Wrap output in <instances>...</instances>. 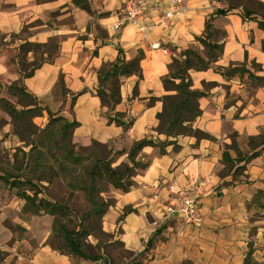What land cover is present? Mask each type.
Masks as SVG:
<instances>
[{
  "label": "crops",
  "instance_id": "0c3cea01",
  "mask_svg": "<svg viewBox=\"0 0 264 264\" xmlns=\"http://www.w3.org/2000/svg\"><path fill=\"white\" fill-rule=\"evenodd\" d=\"M36 1L20 0L0 14V31L16 34L20 21L25 25L38 21L28 29L34 38H65L60 51L68 59L38 70L25 85L34 94H45L60 76L68 82L75 96L74 136L105 146L98 157L105 161L111 182L100 195L113 204L102 217L101 233L90 235L92 252L84 251V257L61 254L46 243L53 223L45 216L18 222L26 232L15 246L0 241V250L4 245L5 251L0 264H243L248 253L256 263H264V86L253 85L247 75L230 79L221 75L243 66L264 78V32L258 23L243 21L240 9L227 12V0H182L185 10L170 19L162 22L150 14L148 23L154 29L142 39L131 26L113 31L121 16L120 0H86L88 10L81 9L78 0L41 5ZM147 1L175 10L173 0ZM257 1L264 5V0ZM208 22L221 33L218 40H211L222 45V54L208 70L187 73L192 90L204 94L198 101L201 115L192 128L206 137L180 136L169 146H146L129 160L136 143L166 140L156 132V116L162 111L161 99L174 93L163 80L181 52L193 50L205 59L196 39L204 38ZM139 53L144 56L141 79L132 75L120 80V103L112 113L125 122L132 120L126 131L108 123L107 109L96 96L97 74L118 60L130 62ZM108 153L115 155L113 161L105 160ZM203 179L201 222L185 227L167 210ZM51 181L57 196H68L60 180ZM74 198L82 206L86 196Z\"/></svg>",
  "mask_w": 264,
  "mask_h": 264
},
{
  "label": "rangeland",
  "instance_id": "374dc122",
  "mask_svg": "<svg viewBox=\"0 0 264 264\" xmlns=\"http://www.w3.org/2000/svg\"><path fill=\"white\" fill-rule=\"evenodd\" d=\"M19 1L0 0V14L10 10ZM52 1L54 0H37L36 3L41 5ZM78 2L81 9H89L86 0ZM234 3L254 9L242 0H235ZM39 23L34 21L25 25L20 21L16 34L0 31V176L5 175L4 179L8 180L4 182V179H0V241L8 247L15 246L16 241L20 242L24 237L26 227L17 225L18 222L30 223L32 219L45 216L50 217L52 223L54 220L50 215L34 213V208L26 201L18 202L17 189L9 188V176L19 182H29L31 185L23 183L20 189L31 190L29 194H36L38 199L63 202L73 211L66 219H70L71 228L79 225L81 216L89 209L86 199L81 206L80 200L74 197L76 194L85 196L79 188L87 184L92 167L97 168L96 186L99 192L107 190L111 182L105 161L98 157L105 153V146L94 142L86 143L74 136L72 107L75 96L68 88V82L63 83L60 76L45 94H34L26 88V82L38 70L56 65L60 58L68 59V55L63 56L60 51L65 38L56 37L43 41L34 38L35 35L28 31ZM212 33H216V40L220 38L219 30L211 28L208 34ZM29 39L31 41L27 42ZM72 63L77 66V62ZM108 86L109 84L105 88ZM105 156V160L113 161L115 158V155L109 153ZM52 179L62 182L68 192L67 197H59L54 193L56 190H51ZM69 188H74L75 191ZM12 200L14 203H11ZM101 220L91 217L83 222L90 231L83 251L92 252L88 239L91 234L101 233ZM53 237L52 230L46 240L52 248L58 245ZM4 245L1 246L0 254L5 253L2 251ZM16 252L20 253L19 248Z\"/></svg>",
  "mask_w": 264,
  "mask_h": 264
},
{
  "label": "trees",
  "instance_id": "16d2710c",
  "mask_svg": "<svg viewBox=\"0 0 264 264\" xmlns=\"http://www.w3.org/2000/svg\"><path fill=\"white\" fill-rule=\"evenodd\" d=\"M227 1L229 4L227 12L240 9L239 14L243 21H256L259 28L264 32V5L262 3L257 0H242L247 6L254 8L252 10L244 5H236L234 3L235 0ZM219 13L224 14V11H220ZM211 28V23H206V35L204 38L200 37L196 39V41L204 48V51L206 50L204 52L206 60L193 50L181 52L179 58L172 59V63L169 68V75L163 80L165 88L174 93L173 95L164 96L161 99L162 111L156 116L158 121L156 132L159 135L165 136L166 140L159 144L150 140H142L136 143L129 152V160H133L137 153H139L141 149L146 146H169L173 144L171 139H176L180 136H194L196 138L206 137L199 131L193 130L192 128L193 122L201 115L198 101L204 94L202 92L192 90V83L187 73L190 70L206 71L210 68L212 63L217 62L220 58L222 54V45L211 40L215 39L214 37L216 35V33L208 34V31ZM262 51H264V42L262 43ZM143 57V54L139 53L136 58L128 63L118 60L117 63L112 64L109 67H103L97 74L98 88L96 90V96L99 98L101 106L107 109L108 123H113L126 131L131 127L132 120L125 122L118 114L112 113L114 112L116 106L120 103V80L132 75L141 79L139 64ZM252 67L254 70L260 71L258 66L253 65ZM221 75L226 79H230L234 76L243 77L244 75H247L253 85L264 86V78L255 77L243 66L224 71ZM107 84H109V86L105 88ZM136 94V87H134L133 97H135ZM254 156L255 154H253L251 158ZM92 168L93 169L88 174L87 184L79 188L86 196L89 209L86 214L81 216L79 225L75 228H71L70 219L66 220L69 213H73V211L70 210L63 202H49L42 198L38 199L36 194H29V191L31 190L20 189V186H22L23 183L30 184L29 182H19V180L9 176V179L11 178L9 188H16L17 196L26 201V203L32 205L34 213L47 214L53 217V238L56 240V244H58L56 247H53V249L61 254L84 257L83 245H85V240L90 231H88V227L83 225V222L91 217L96 220H101L113 204L111 200H105L100 196V192L97 190L96 186V177L98 174L97 168ZM143 168H145V166H143ZM124 169L125 171H128L126 167ZM4 178L5 175L0 176V179ZM3 181L6 182L8 180L4 179ZM69 189L71 191H75L74 188ZM257 195L259 196V193ZM150 244L151 242L149 241L148 248L151 246ZM96 258V256H93L91 259ZM243 264L258 263L253 261L250 253H248Z\"/></svg>",
  "mask_w": 264,
  "mask_h": 264
},
{
  "label": "built area",
  "instance_id": "2783aa9c",
  "mask_svg": "<svg viewBox=\"0 0 264 264\" xmlns=\"http://www.w3.org/2000/svg\"><path fill=\"white\" fill-rule=\"evenodd\" d=\"M122 9L121 16L112 26L113 31L119 32L127 26L138 30L142 39H146L154 29V25L148 23L150 14H155L162 19H170L178 12L185 10L182 0H173L175 10H166L160 4H149L147 0H120ZM206 180H200L191 185L188 192L182 195L178 205L167 210L168 214H175L185 227H196L201 222V209L199 201L201 190L204 188Z\"/></svg>",
  "mask_w": 264,
  "mask_h": 264
}]
</instances>
